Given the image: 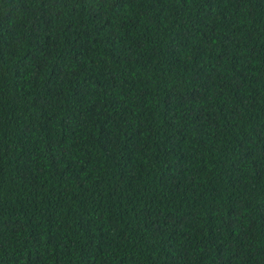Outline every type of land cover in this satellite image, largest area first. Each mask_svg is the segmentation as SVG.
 Returning <instances> with one entry per match:
<instances>
[{
	"label": "trees",
	"instance_id": "16d2710c",
	"mask_svg": "<svg viewBox=\"0 0 264 264\" xmlns=\"http://www.w3.org/2000/svg\"><path fill=\"white\" fill-rule=\"evenodd\" d=\"M0 264H264V0H0Z\"/></svg>",
	"mask_w": 264,
	"mask_h": 264
}]
</instances>
